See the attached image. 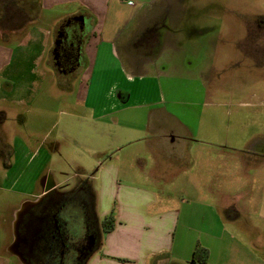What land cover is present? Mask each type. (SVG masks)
Returning a JSON list of instances; mask_svg holds the SVG:
<instances>
[{
	"label": "crops",
	"instance_id": "crops-1",
	"mask_svg": "<svg viewBox=\"0 0 264 264\" xmlns=\"http://www.w3.org/2000/svg\"><path fill=\"white\" fill-rule=\"evenodd\" d=\"M37 1L36 20L53 8L62 7L64 11L57 15L50 29L37 26L34 17L25 10V16L29 15V23L23 38L16 42L15 49L26 46L28 39L39 36L41 50L38 60L45 58L44 64L56 74H78L80 82H86L83 84L84 102L91 93L90 83L94 79L100 82L110 74H120L129 83H138V90H135L131 84L113 79L106 88L93 95L103 100L94 117L100 122L95 130L100 138L107 137L109 143L114 142L117 151L109 153L89 175V181L80 182L79 185L81 190L88 186L94 187L97 194L95 209L99 211L95 215L100 217V223L105 216H113V226L109 231H103L100 227L99 243L85 264H198L192 261L196 245L206 249L207 264H251V258L258 256L256 252L245 248V238L252 230L264 233L259 225L264 222V214L260 211L262 208L257 212L258 224L251 223L248 217L250 207L257 210L253 202L257 193L254 191L259 190V185L253 186L247 180V186L244 180L239 179V188L233 189L232 174L226 170L207 168V163L215 157L212 151L216 149V152L226 153L227 147L201 138L196 145L208 149V154L204 150L207 156L203 157V150L196 146L199 153L194 157L193 170L185 167L178 172L163 169L165 162L180 160V157L176 159L173 150H180L182 143L190 140L188 137L192 128L178 117L177 114L181 115V112L176 114L167 108L160 89L152 95L143 87V83L151 73L159 75L165 72L157 68L155 59L167 50H179L183 46L175 43L167 45L163 37L164 40L159 42L158 50L153 55L132 62V65L126 62L124 47V39L134 21L158 0H134L133 3H125L124 0ZM80 15L88 21L84 24L78 57L70 69H58L51 57L54 42L52 46L48 42L52 34L55 38L60 25L75 22L73 17ZM5 31H15V28ZM9 42L0 39V80H7L11 70L25 61L23 53H15ZM46 71L41 69L40 73L46 74ZM10 98V92L0 85V100L4 102ZM11 99L17 104L21 102L20 95ZM4 116V113H0V118ZM200 120L197 114L194 129L198 128ZM204 125L209 126L207 128L211 131L212 122ZM135 132L138 135H133ZM26 142V139L15 137L13 144H10L0 135V264H35L27 260L19 248L20 243L24 244L22 248L28 247L33 251V256H39L46 249L39 232H36L37 224L30 221V217L38 211L47 194L69 198L67 196L74 190L75 184L55 181L50 172L43 175L41 180L32 181L34 185L28 187L24 162ZM245 150L250 155L262 157L264 139L251 140ZM181 159L183 166L187 165V159ZM202 161L206 163L204 169L198 170L196 165ZM245 177H249V174ZM204 192L209 195V199L202 195ZM220 192H230L232 197H236L235 193L242 195L228 201L220 210L214 202L215 194ZM258 199L261 203L264 201V185L258 193ZM204 200H209V203ZM73 205L72 199L66 200L64 215H68ZM22 209L25 211L18 224L21 241L13 246L16 217ZM15 251L26 261L22 262ZM263 260L264 257L260 258V261Z\"/></svg>",
	"mask_w": 264,
	"mask_h": 264
},
{
	"label": "rangeland",
	"instance_id": "rangeland-1",
	"mask_svg": "<svg viewBox=\"0 0 264 264\" xmlns=\"http://www.w3.org/2000/svg\"><path fill=\"white\" fill-rule=\"evenodd\" d=\"M133 1L124 0L125 3ZM37 5V0H0V39L10 41V47L15 53H23L25 59L22 65L11 70L7 80H0L11 98L21 97L18 104L11 98L4 102L0 100V113L5 115L0 118V135L10 144L15 137L27 140L24 162L28 187L34 185L32 181H39L50 172L52 179L75 184L73 189L77 190L80 182L89 181V175L99 162L117 151L114 142L109 143L107 137L100 138L95 130L100 122L94 117L103 100L94 97V92L102 91L113 79L127 85L131 83L120 74L107 75L100 82L94 79L89 82L91 93L84 102L82 94L86 82L81 83L78 74H56L44 64L45 58L38 60L39 36L15 49L29 23L25 10L34 17L37 26L50 29L57 15L64 11L62 7L53 8L36 20ZM14 28L15 31H5ZM52 36L48 42L50 46L55 39ZM163 37L167 45L175 43L183 47L167 50L155 59L157 68L165 72L151 73L154 78L147 77L143 87L152 95L160 89L167 108L176 114L181 112L178 117L192 128L191 135L184 136L190 140L185 144L184 141L180 150H173L176 159L180 157L181 161L165 162L163 169L178 172L185 167L193 170L194 157L199 153L196 146L203 150V157L208 154V149L196 145L201 138L222 143L227 152L214 149L215 159L207 163V168L232 174L233 189L239 188V179L249 180L253 186L259 185V190L254 191L257 193L253 202L257 210L254 207L248 209L251 223L258 224L260 208L264 214V201L261 203L258 199L264 185V150L262 157H255L245 149L251 140L264 139V0H158L134 21L124 39L127 64L153 55ZM41 69H46L47 73L41 74ZM132 84L131 88L138 90V83ZM197 114L201 123L194 129ZM209 122H212L211 131L204 125ZM182 157L187 159V165L183 166ZM200 163L196 165L198 170L204 169L206 164L205 161ZM247 173L249 177H245ZM93 188L88 186L85 192L91 202L93 225L100 239L103 218L100 223V217L96 216L99 211L95 209L97 194ZM202 195L209 199L205 192ZM215 195L214 202L222 210L228 201L242 194L235 193L236 197H232L230 192H220ZM204 201L209 203V200ZM201 208L203 210L204 205ZM80 221L78 219L76 223L81 225ZM259 225L264 232V222ZM245 239V248L258 256L251 258V264H264V260L260 261L264 257V233L252 230ZM98 243L87 254L84 264Z\"/></svg>",
	"mask_w": 264,
	"mask_h": 264
},
{
	"label": "flooded vegetation",
	"instance_id": "flooded-vegetation-1",
	"mask_svg": "<svg viewBox=\"0 0 264 264\" xmlns=\"http://www.w3.org/2000/svg\"><path fill=\"white\" fill-rule=\"evenodd\" d=\"M83 30L84 25L76 21L62 24L56 30L51 57L58 69L65 70L73 66L78 57ZM81 189L79 186L77 190H73L67 196L69 198L49 193L42 199L40 208L30 217V221L36 222L39 230L36 232H39L46 249L39 256H33V251L28 247L22 248L24 244L20 243L19 248L27 260L35 264H84L87 254L98 243L99 238L93 225L91 202L86 195V188L82 193ZM69 199L74 203L71 209L73 211L64 215L66 200ZM78 219H81V225L76 223ZM56 245L58 249H54Z\"/></svg>",
	"mask_w": 264,
	"mask_h": 264
},
{
	"label": "trees",
	"instance_id": "trees-1",
	"mask_svg": "<svg viewBox=\"0 0 264 264\" xmlns=\"http://www.w3.org/2000/svg\"><path fill=\"white\" fill-rule=\"evenodd\" d=\"M104 231H109L113 226V216L112 214H109L105 216L101 223ZM207 251L205 248L196 245L194 247V251L192 253V261L197 262L198 264H207L206 263V257H207Z\"/></svg>",
	"mask_w": 264,
	"mask_h": 264
},
{
	"label": "water",
	"instance_id": "water-1",
	"mask_svg": "<svg viewBox=\"0 0 264 264\" xmlns=\"http://www.w3.org/2000/svg\"><path fill=\"white\" fill-rule=\"evenodd\" d=\"M73 21H76V22H79L81 24H85L87 23V18L83 17V16H75L73 17ZM55 44L57 45V41L55 42ZM27 205V204H26ZM25 209L23 210H20L17 214V217H16V222H15V227H14V230H15V241L13 242V246H16L18 244L19 241H21V238L20 236L18 235V224L20 222V219H21V216L22 214L24 213ZM15 254L17 255V257L22 261V262H25V258L19 253V252H16L15 251Z\"/></svg>",
	"mask_w": 264,
	"mask_h": 264
}]
</instances>
